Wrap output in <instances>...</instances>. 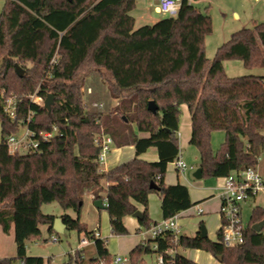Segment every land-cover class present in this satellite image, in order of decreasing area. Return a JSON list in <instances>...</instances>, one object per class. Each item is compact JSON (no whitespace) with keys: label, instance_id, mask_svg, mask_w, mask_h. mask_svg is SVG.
Returning a JSON list of instances; mask_svg holds the SVG:
<instances>
[{"label":"trees","instance_id":"1","mask_svg":"<svg viewBox=\"0 0 264 264\" xmlns=\"http://www.w3.org/2000/svg\"><path fill=\"white\" fill-rule=\"evenodd\" d=\"M135 6L136 0H5L0 13V226L8 235L14 225L16 255L0 258V264H52L27 254L30 242L42 240V225L48 226L50 238L59 239L53 229L56 216L42 211L45 203L72 209L76 217L61 216L66 229L89 238L94 231L82 220L87 195L106 203L117 236L129 234L123 220L139 210L138 204L144 207L141 225L150 227L152 193L161 197L163 219L196 205L186 185L165 182L169 164L180 154L183 104L191 114L190 143L199 152L203 178L258 167L264 153V76L231 77L224 63L238 59L247 67L264 66V21L232 33L209 59L205 38L213 27L208 11L183 0L176 16L135 28ZM16 63L25 70L21 77ZM87 81H92L89 92L107 93L118 102L109 108L98 102L85 106ZM39 88L55 97L50 112L30 101ZM12 94L23 97L17 119L4 112V101ZM150 100L157 112L149 109ZM31 110L32 130L56 127L57 135L37 152L11 154L6 140ZM216 131L225 132V141L214 150ZM97 134L110 136L117 148L134 146L135 157L101 171ZM151 147L157 148L158 160L140 158ZM153 182L158 189L151 187ZM262 221L264 205H256L244 244L234 248L241 264H264V225L259 232L253 229ZM217 238L199 232L175 240L167 232L153 241L164 264L171 259L168 252L179 247L222 255L226 262L231 249L220 241L221 228ZM93 249H76L68 263L57 264H113L106 240L96 238ZM150 252L148 244L137 245L129 264H140Z\"/></svg>","mask_w":264,"mask_h":264},{"label":"rangeland","instance_id":"2","mask_svg":"<svg viewBox=\"0 0 264 264\" xmlns=\"http://www.w3.org/2000/svg\"><path fill=\"white\" fill-rule=\"evenodd\" d=\"M191 1L195 3L194 0ZM4 4H5V0H0V13L4 7ZM197 5L201 7L202 11H208L212 18V27H213L212 32L208 34L205 38V53L209 59L214 58L218 48L231 37L232 33L244 27L253 28L257 23L264 21V0H206L205 3H201V4L197 3ZM155 9H156V3L153 0H136V6L131 11L132 15L136 18L135 28H139L145 24H152V21H148L146 17L144 18L140 16V14L144 10L151 12L152 16L157 18L167 17L161 13L155 12ZM224 67L226 73L231 77L242 76V75L264 76V66L247 67L244 65L242 60H238V59L226 60L224 63ZM91 82L92 81H89L88 83L87 81L84 85L85 96L83 98L84 99L83 102L85 106L86 105L92 106V104L98 102L100 104L103 103L104 108L107 107L109 108L118 102L117 98H112L107 93L98 94L96 93V91H93L92 93L89 92L88 89L91 87ZM24 131H25V127L21 126L19 133H23ZM218 132L220 131H217V133ZM1 140H2V125L0 122V141ZM224 141L225 138L221 139L219 137V134H214V137L212 134L211 143L213 147L218 146L219 148L222 145V143H224ZM116 149L117 147L113 145L109 155L113 152V150ZM182 153L184 155V159L186 158L187 154H189V156L193 158V153H191L190 151L188 152L182 150ZM194 166L192 168H188L185 171L191 174L190 176L191 178L189 179V181L193 182V181L206 180L204 178L197 179L193 176V173L195 172ZM169 168L172 169L173 166L170 165ZM259 168L264 173V153L259 158ZM180 178L182 179L181 176ZM257 202L258 204L264 203V193L259 195ZM255 204L256 203H254L251 200H247L242 204L243 206L242 218L245 226H247L250 221L251 211ZM192 209H194V213L193 215L185 218L186 219L185 221L189 223H187L186 227L183 229L186 232H188V234L193 233L190 222L192 223H196L197 221L200 222L202 218V216L196 213L197 210L195 206ZM42 211L45 214H53V215L69 213L73 217H76V213L72 209L64 210L58 202L43 204ZM153 212L154 213L156 212L159 215L160 208L153 206ZM91 213H93V211L84 210L83 207L82 220L85 223H87V226L89 228H92V226L96 224L91 219L92 216ZM84 217L88 221H86ZM101 221H102V228L100 233L101 238L104 240L108 239V242L110 241L109 244H114L115 246V249H113V251L110 252L112 257L119 255L123 258L127 257L130 260V252L122 250V247L125 248L128 245L127 235L114 236L111 232V229L108 231V227L110 226V218L107 210H101ZM204 225L208 231V234L211 235V224L209 223V221H205ZM41 228L43 231V238L41 241L30 242L28 244V255L42 256L46 260L50 259L52 264L68 263L71 258L70 254H72L73 250H76L79 247H81L80 240L83 236H85L83 233L80 234L77 230L67 229L65 232L59 233V239L55 241L49 237L50 234L46 230L48 226L42 225ZM116 236L121 238H115ZM47 237H49V239L45 241L44 238ZM14 254H16V245L14 241V236H9L7 234L0 233V257L4 255L12 256ZM170 260H172V258ZM214 260L217 262L216 264H229V263L241 264L240 255L239 253L236 252V249L228 250L226 262L219 261L217 258H214ZM18 263L19 261L15 262V264Z\"/></svg>","mask_w":264,"mask_h":264},{"label":"crops","instance_id":"3","mask_svg":"<svg viewBox=\"0 0 264 264\" xmlns=\"http://www.w3.org/2000/svg\"><path fill=\"white\" fill-rule=\"evenodd\" d=\"M190 3H193L191 0H189ZM196 6L201 8L198 4L205 3L206 0H194ZM155 12L159 13L157 9H155ZM141 17H146L148 21H152V23H155L156 21L160 20L161 18H157L152 16L151 12L144 10L141 14ZM181 116H180V124H179V146H180V152L181 155L184 159V155L182 153V150L185 151H190L193 153V158L189 156V154L186 155V158L184 159L185 161L190 163V165L193 167L194 165V170L196 171L197 168L200 167V155L198 150L190 143L191 139V134H192V122H191V114L189 111V108L186 104L181 105ZM223 131H220L214 134H219V137L221 139L225 138V133L223 135ZM140 137H148V133H139ZM214 150L218 149V146L213 147ZM135 157V147L132 145L129 146H124L117 148L116 150H113V152L108 156L107 163L106 165L103 166L104 170H109L117 165H120L124 162H127ZM158 151L156 147H151L147 152L144 154L140 155V158L147 160V161H156L158 160ZM170 165L173 166L172 169H170ZM258 170L259 172L263 175L264 173L260 170L259 165H258ZM182 177V179L180 178ZM191 174L184 172L181 173L179 172L173 163H170L167 169V173L165 175V182L166 184H177L181 183L186 185L189 188L190 196L191 199L194 203H197L194 205L197 208H202L203 212L201 214H198L202 216L200 222L196 223H191V227L193 230V233L188 234L185 230H183L186 227V224L189 222H186L185 218L188 216L193 215L194 209L191 207L188 210H185L181 213L178 214V223H179V228H180V234H185L188 236H195L200 232L201 228V223L205 221H209L211 224V235L208 234V237L213 240L217 241V232L221 228V218H220V209L222 205V198L221 194L223 191V185L225 182L224 177L220 178H204L206 180L204 181H189ZM194 176V173H193ZM203 179V178H202ZM262 194V193H261ZM260 195V194H259ZM259 195L256 198L249 199L256 203V205H261L263 204H258L257 199ZM103 204L106 205L105 202ZM153 206L159 207L160 208V214L158 215L153 212ZM253 206V207H254ZM138 209L140 211L144 210V207L140 204L137 205ZM84 210H91L93 211L91 219L93 222L96 224L92 226V229L94 232L98 230L101 233V228H102V221H101V210H106L105 208H98L95 206V201H93L91 195H87L85 199V204H84ZM148 212L149 216L152 220L153 223L161 221L163 219L162 216V211H161V197L157 193H152L149 196V207H148ZM242 213H243V206H242ZM71 215V214H70ZM56 217L62 216V214L55 215ZM85 218V217H84ZM243 219V218H242ZM86 221H88L85 218ZM124 224L129 230V234L127 235V241L128 245L124 248L122 247V250H125L127 252H131L137 245L139 244H145L149 245L152 249V252L146 253L143 255L141 264H160V259L162 258V255H160L158 252H156V243H154V239L150 237L149 234L145 232V228L141 225L140 220L135 218L134 216H126L124 218ZM106 223V222H105ZM200 224V227H199ZM47 226V225H46ZM111 229V227H108V231ZM48 232V228L46 229ZM67 229L65 228L64 232ZM0 233H4L2 230V227L0 226ZM113 234V233H112ZM9 236H14V225L12 226L10 233L8 234ZM114 235V234H113ZM210 235V236H209ZM115 236V235H114ZM84 237V236H83ZM82 237V238H83ZM115 238H121V237H115ZM110 242V241H109ZM108 239L106 240L108 250L111 252L113 249H115L114 244H109ZM83 249H86L88 253L94 252L93 249V244L88 245L86 247H82ZM79 247L78 249H82ZM204 253V254H203ZM27 254H28V249H27ZM168 254L172 258L168 262V264H216L217 262L214 260L216 258L212 254L200 250V249H186V248H181L179 247L176 250L169 251ZM16 254L12 256H1L0 258H5V257H14Z\"/></svg>","mask_w":264,"mask_h":264},{"label":"built area","instance_id":"4","mask_svg":"<svg viewBox=\"0 0 264 264\" xmlns=\"http://www.w3.org/2000/svg\"><path fill=\"white\" fill-rule=\"evenodd\" d=\"M156 3V9L159 13L165 16H176L183 0H153ZM56 61L53 58L51 64ZM48 94L39 89L30 95V101L38 106H43ZM23 97L18 95H9L4 101V112L10 119H17L19 115L20 104ZM35 111H30L26 119L23 120L25 131L23 133H13L7 140L8 150L11 154H24L29 152H37L40 150L42 143H47L57 135V128L54 127L51 131H44L37 133L30 128L32 116ZM20 130V129H19ZM179 135V134H178ZM95 143L100 147L98 156L99 169L104 171L103 166L106 165L109 153L113 146V140L110 136L105 134H97L95 136ZM175 168L183 173L188 168H192L182 157L181 152L178 157L172 162ZM225 182L221 194L222 205L220 209L222 238L220 241L227 249H234L240 247L245 241L246 226L242 219V204L249 200L256 198L259 194L264 193V177L259 172L258 168H248L241 171H233L228 176L224 177ZM198 214L203 212L202 208H197ZM145 232L150 235L152 239L163 236L167 232L173 233L176 240L180 235V228L178 223V214L161 221L152 223ZM96 238H101L98 230L94 232L92 237H83L80 240V245L86 247L95 243ZM53 240L56 238L53 236ZM173 251V250H171ZM75 250L72 251V254ZM163 257L160 259V264H163ZM113 264H129L127 257L119 255L113 257ZM102 264V263H101Z\"/></svg>","mask_w":264,"mask_h":264},{"label":"water","instance_id":"5","mask_svg":"<svg viewBox=\"0 0 264 264\" xmlns=\"http://www.w3.org/2000/svg\"><path fill=\"white\" fill-rule=\"evenodd\" d=\"M16 67V72L18 73V75L21 77L23 76V74L25 73V70L23 68L20 67V65L18 63H16L15 65ZM55 102V97L52 93H49L46 100H45V104H44V107L47 111H51L52 109V106ZM149 109L152 111V112H157L158 111V105L156 104V102L154 100H150L149 101V105H148ZM194 177L197 178V179H201L203 178V171H202V168L199 167L196 169V171L194 172ZM152 188L154 189H158V185L153 182L152 185H151ZM95 206L98 207V208H106V205L103 204V201L101 200H97L95 201ZM133 216L139 220H142L143 219V213L142 211L138 210L136 211ZM264 225V221L260 222V223H257L255 225H253V229L257 232H259L262 227ZM66 228V225L63 223L62 219L60 217H56L55 220H54V224H53V229L57 232V233H63L64 230ZM200 233L203 237H208L207 235V229L205 227V225H201V228H200ZM216 258L219 260V261H223V256L222 255H218L216 256Z\"/></svg>","mask_w":264,"mask_h":264}]
</instances>
